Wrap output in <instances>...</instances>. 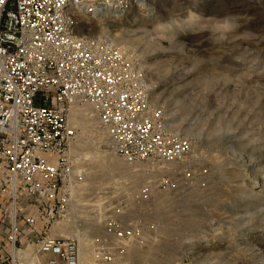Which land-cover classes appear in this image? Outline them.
Here are the masks:
<instances>
[{
	"label": "rangeland",
	"instance_id": "1",
	"mask_svg": "<svg viewBox=\"0 0 264 264\" xmlns=\"http://www.w3.org/2000/svg\"><path fill=\"white\" fill-rule=\"evenodd\" d=\"M81 18L85 34L133 52L182 142L135 168L106 150L87 107L73 110L86 188L111 203L81 230L106 240L84 247L82 264H264V0H134ZM238 198L243 213L224 208Z\"/></svg>",
	"mask_w": 264,
	"mask_h": 264
},
{
	"label": "built area",
	"instance_id": "2",
	"mask_svg": "<svg viewBox=\"0 0 264 264\" xmlns=\"http://www.w3.org/2000/svg\"><path fill=\"white\" fill-rule=\"evenodd\" d=\"M133 1L0 0V264H81L84 247L106 242L81 233L111 203L86 188L76 107L132 167L166 141L182 145L133 52L80 27Z\"/></svg>",
	"mask_w": 264,
	"mask_h": 264
},
{
	"label": "bare ground",
	"instance_id": "3",
	"mask_svg": "<svg viewBox=\"0 0 264 264\" xmlns=\"http://www.w3.org/2000/svg\"><path fill=\"white\" fill-rule=\"evenodd\" d=\"M124 47V46H123ZM125 48V47H124ZM72 120H73V122H75L74 121V119L72 118ZM103 133V132H102ZM98 137H99V135H98ZM104 164H106V165H102V166H107V168L109 169V171L111 170V169H114V168H116V167H118L119 166V164L118 163H116L114 160H113V158L112 159H110V158H107V159H105L104 160ZM255 163H256V161L255 160H252V158L251 159H249L248 158V160H247V162L244 164V166H245V168H252L254 165H255ZM98 166V165H97ZM108 171V170H107ZM254 180H255V182L256 183H259L260 185L259 186H263L264 187V173H262V172H259V173H256L255 174V176H254ZM239 199V198H238ZM241 199V198H240ZM237 200V202L239 203V201L243 204L242 206H244L243 208H239V204L237 203V202H235V204L233 205V204H231L230 202L229 203H227V204H224L223 206H224V208L226 207H228L229 208V210H232V212L234 211V210H236L237 212H236V214H238V211L239 212H244L245 210H246V208L250 205V203L249 202H242V200ZM234 201H236V200H234ZM231 212V211H230ZM242 215V214H241ZM86 256V260L88 259L87 258V255H85ZM83 262V261H82ZM82 262H81V264H82Z\"/></svg>",
	"mask_w": 264,
	"mask_h": 264
},
{
	"label": "clouds",
	"instance_id": "4",
	"mask_svg": "<svg viewBox=\"0 0 264 264\" xmlns=\"http://www.w3.org/2000/svg\"><path fill=\"white\" fill-rule=\"evenodd\" d=\"M224 23L226 26L222 29V34L233 30L231 27L227 26L230 24V22L227 19H225ZM216 31H221V29H216Z\"/></svg>",
	"mask_w": 264,
	"mask_h": 264
}]
</instances>
